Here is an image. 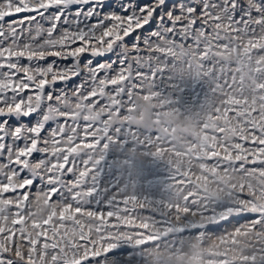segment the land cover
<instances>
[{
  "label": "snow or ice",
  "instance_id": "obj_1",
  "mask_svg": "<svg viewBox=\"0 0 264 264\" xmlns=\"http://www.w3.org/2000/svg\"><path fill=\"white\" fill-rule=\"evenodd\" d=\"M0 264H264V0H0Z\"/></svg>",
  "mask_w": 264,
  "mask_h": 264
},
{
  "label": "rangeland",
  "instance_id": "obj_2",
  "mask_svg": "<svg viewBox=\"0 0 264 264\" xmlns=\"http://www.w3.org/2000/svg\"><path fill=\"white\" fill-rule=\"evenodd\" d=\"M161 167L163 168L164 166H163V165H161Z\"/></svg>",
  "mask_w": 264,
  "mask_h": 264
}]
</instances>
